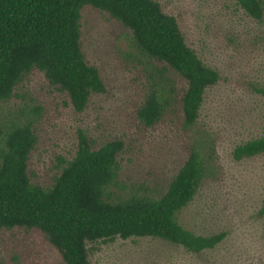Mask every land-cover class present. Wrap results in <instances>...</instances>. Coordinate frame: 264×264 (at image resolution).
Instances as JSON below:
<instances>
[{"label": "rangeland", "instance_id": "1", "mask_svg": "<svg viewBox=\"0 0 264 264\" xmlns=\"http://www.w3.org/2000/svg\"><path fill=\"white\" fill-rule=\"evenodd\" d=\"M174 16L187 45L220 80L206 90L195 125L183 126L177 101L161 121L149 126L138 109L152 83V64L134 49L131 33L107 14L85 8L82 51L95 66L106 93L93 95L78 113L41 73L25 76L9 100H0V147L13 122L30 119L37 134L31 170L37 183L50 182L60 158L71 159L77 133L96 143L122 140L120 188L156 196L183 165L192 146L212 153L211 175L177 216L200 236L224 232L213 249L191 253L157 239H115L88 245L90 264H264V156L235 161L233 148L264 136V12L257 21L233 0H155ZM176 93L183 81L174 77ZM179 99V98H178ZM1 264H64L34 231L0 235Z\"/></svg>", "mask_w": 264, "mask_h": 264}, {"label": "trees", "instance_id": "2", "mask_svg": "<svg viewBox=\"0 0 264 264\" xmlns=\"http://www.w3.org/2000/svg\"><path fill=\"white\" fill-rule=\"evenodd\" d=\"M260 21L264 0H233ZM85 8L107 14L131 33L138 54L152 67L138 113L153 126L180 105L183 126L192 128L207 89L220 80L190 48L177 19L155 0H0V100L31 72L41 73L72 108L83 112L93 95L106 93L99 70L82 51L81 19ZM174 77L183 81L178 97ZM264 96V91L262 92ZM179 98V99H178ZM37 134L30 119L13 122L0 147V235L21 229L37 232L64 264H90L88 245L117 238L157 239L191 253L213 249L224 232L196 235L178 222L202 181L211 175L212 153L194 145L179 170L156 196L120 188L122 140L99 146L81 130L71 159L60 158L48 183H37L31 156ZM264 156V136L236 145L235 161ZM258 215L264 217V198ZM1 264V263H0Z\"/></svg>", "mask_w": 264, "mask_h": 264}]
</instances>
